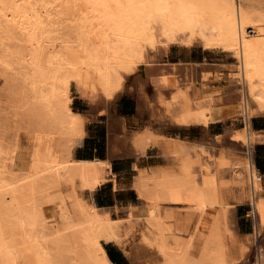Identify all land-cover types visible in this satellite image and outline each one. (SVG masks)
<instances>
[{
    "label": "bare ground",
    "instance_id": "1",
    "mask_svg": "<svg viewBox=\"0 0 264 264\" xmlns=\"http://www.w3.org/2000/svg\"><path fill=\"white\" fill-rule=\"evenodd\" d=\"M172 45L233 61L201 71L161 61ZM211 77L226 85L211 88ZM147 82L161 112L175 111L183 124L206 130L242 116L246 126L233 132L244 147L242 172L219 176L225 153L212 156L204 142L129 131L133 156L156 144L167 163L134 164L142 203L112 214L92 201L110 162L73 154L88 117L74 110L72 90L93 115L127 90L150 103ZM253 113L264 114V0H0V264H112L103 241L119 243L135 264H250L258 242L252 262L264 264ZM241 177L237 199L231 186ZM240 203L253 216L245 245L231 228Z\"/></svg>",
    "mask_w": 264,
    "mask_h": 264
},
{
    "label": "crops",
    "instance_id": "2",
    "mask_svg": "<svg viewBox=\"0 0 264 264\" xmlns=\"http://www.w3.org/2000/svg\"><path fill=\"white\" fill-rule=\"evenodd\" d=\"M208 52L214 53L213 50L209 51L201 47H192L188 49L172 45L165 56L167 57V63H193L197 64L198 71H201L202 67L210 69L214 64L216 65L218 63L210 61L208 58ZM147 84L148 83L144 86V91H146ZM146 92L148 94L147 96H149L150 103H147L144 99H139L136 91H123L116 104V110L111 113V115H109L108 111L101 113L99 110L94 112L93 115H90L87 113V108L79 109L83 114H86L88 118H86L84 122L85 135L80 138V141L78 142L79 144L74 147L73 154L76 156L77 152H83L88 148L93 151V154H96L94 158L110 162L108 179L104 180V183L102 182L96 187L92 193V201L98 207L109 208L108 210L112 214L118 210L120 213H123L129 207L136 208L138 203H142V197L137 194L133 186L134 176L136 174V170L133 166L134 164L139 168L145 169L152 166H162V164L167 163L166 158L160 152L161 148L156 144L148 145L145 152L140 154L139 157L133 156L128 150V141L124 139L127 132L142 131L148 127L156 133L159 132V134H164L169 138H180L188 142H204L206 146L212 145L215 141L214 138L212 142L208 143L207 139L210 138L208 135L214 137L215 135H221L226 132L218 125H215L218 120L210 122L206 130H203L201 124L192 121H190V123L186 122L187 124L184 122L185 124H183L178 120L175 111L170 110L169 116L161 112L162 110L158 108L157 104L154 102V93L149 94L148 91ZM258 114L259 113H253L250 116L248 123L252 130L256 132V141H254L253 144V157L256 168L258 169V172L263 175L264 180V114ZM243 119L242 116H238L240 123L245 125L246 123ZM241 126L242 125L239 127ZM113 137H115V143L117 144V153L114 152L109 143L110 138L112 139ZM123 143H125L126 147H124L125 145ZM258 145H261L262 147L256 151ZM256 156L258 157V161L262 168L257 166ZM222 159L226 161V165H229L228 162H232L233 164V162L236 161L233 154L231 152L226 153V151ZM113 176L115 177V180H112ZM230 178L236 179V176L233 175L230 176ZM235 196L237 199L241 198L240 194H235ZM235 209L236 226H238L239 231L249 235V233L253 232L252 221H249L248 223L242 222V218L247 216V204H237ZM116 243L117 242L103 241V245L110 244L114 247V253L116 252L120 263L135 264L131 262L129 257L125 254L122 246L119 243ZM104 249L110 263L115 264L110 260L105 246Z\"/></svg>",
    "mask_w": 264,
    "mask_h": 264
},
{
    "label": "rangeland",
    "instance_id": "3",
    "mask_svg": "<svg viewBox=\"0 0 264 264\" xmlns=\"http://www.w3.org/2000/svg\"><path fill=\"white\" fill-rule=\"evenodd\" d=\"M57 11V10H56ZM208 58L210 59V61H215V62H218L217 64L218 65H225L227 64L228 62H232L233 60L231 58H227L225 59L221 54H219L218 52H208ZM166 61L167 60V57L165 58H162L161 61ZM211 81H210V87L211 88H216L218 87L219 85H221L222 87V84L225 86L226 84L225 83H218L214 77H211ZM133 82V75L129 76L128 78V81H127V84H130ZM147 86H146V91L149 92V94H152L154 93V89H153V86L147 82ZM220 87V86H219ZM72 95H73V101H72V106L76 108V110H79L78 108H87V113H90V107H89V103L88 101L84 98H80L79 97V93L76 91V90H72ZM148 95V94H147ZM149 97V96H148ZM120 99V95L117 96L110 104H109V115H111V113H113L116 109V104L117 102L119 101ZM78 107V108H77ZM75 110V109H74ZM80 111V110H79ZM82 112V111H81ZM93 114V113H92ZM233 117H229L228 119H226L225 121L223 120H218V122L215 124V125H218L222 130H225L226 132H224V134L222 133L221 135H219V139H215L214 143H212V145H209L207 146V149L209 150V152L211 151V155L214 156L216 151L219 150H223L224 153L226 151V153H232L234 158L236 159L235 162H228L229 165H226L224 166L223 168V172L222 173H219V176H222V177H227V178H230V176H233L235 175L236 172H242V167H243V163L241 162L242 161V155L244 154V147L241 146L240 143H238L239 141L236 139L235 136H233V132L236 130V131H242V127H244V124H241L240 121L238 120V116L235 118L234 115H232ZM231 118V120H230ZM240 125H242L241 127H239ZM214 126V125H213ZM208 137H210L209 139H207V142L210 143L214 140V137H211L210 135H208ZM238 142H237V141ZM115 141V140H114ZM111 142V138H110V141L109 143ZM214 145V146H213ZM217 145V147H215ZM93 151H91V149H85L83 152H77L76 154L78 155L79 154H84V155H87V154H90L92 153ZM219 152V151H218ZM251 153H252V157H253V153H254V149L252 147L251 149ZM253 160H254V157H253ZM233 187H231V190L235 193V194H240L241 191H243V189L245 188L246 186V183L244 182V178L241 177V180L235 184L232 185ZM141 203H138L137 205H140ZM247 208H248V211L246 212L247 216L243 217L242 218V222H249V221H252V225H253V216H251V214H249V209H250V205L247 204ZM240 209V208H238ZM247 219V220H245ZM231 228H232V232L235 233V237L237 238V240L242 244V245H245L247 243V236L246 234H244L243 232L239 231L238 229V226H236V217L234 215V217L232 216V219H231ZM138 241V238L137 237H132L130 239L127 240V243L128 245L129 244H135L137 243ZM261 241V239H260ZM260 245H262V247L264 248V241L262 240L261 242H259ZM258 242H255L253 243V245L251 246V253H250V258H249V261H250V264H253L254 260L256 259V256L258 254ZM253 261V262H252Z\"/></svg>",
    "mask_w": 264,
    "mask_h": 264
},
{
    "label": "trees",
    "instance_id": "4",
    "mask_svg": "<svg viewBox=\"0 0 264 264\" xmlns=\"http://www.w3.org/2000/svg\"><path fill=\"white\" fill-rule=\"evenodd\" d=\"M73 108L76 109L75 107H73ZM77 108H78V107H77ZM78 109H82V108H78ZM80 111H81V110H80ZM261 147H262L261 145H258V146L256 147V151H258ZM95 155H96V154H93V153H90V154H87V155L79 154V153H78V155L76 154V157H88V159H93ZM256 157H257V156H256ZM257 166H258L259 168H262V166L260 165V162L258 161V157H257ZM104 246H105L106 249H107V253H108V256H109L110 260H111L113 263H115V264H122V263H120V261L118 260V256H117L116 252L114 253V247L111 246L110 244H105Z\"/></svg>",
    "mask_w": 264,
    "mask_h": 264
}]
</instances>
